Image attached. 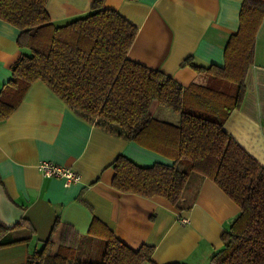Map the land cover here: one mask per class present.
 <instances>
[{"label": "crops", "instance_id": "obj_1", "mask_svg": "<svg viewBox=\"0 0 264 264\" xmlns=\"http://www.w3.org/2000/svg\"><path fill=\"white\" fill-rule=\"evenodd\" d=\"M243 2L105 0L104 6L137 28L128 58L160 69L187 87L206 84L210 78L207 71L183 64L185 59L200 67L224 66L230 37L240 27ZM92 4L93 0H48L46 11L53 23L63 24L90 12ZM18 35L15 25L0 18V90L22 52ZM152 114L171 123L180 119L156 104ZM223 127L264 166V19L244 76L241 104ZM120 154L140 165L173 162L95 126L44 82L31 83L18 106L0 121V183L24 209L20 222L6 234L26 238L0 247V264H26L50 236L57 244L63 228L90 236L91 245H99V257L102 235L110 231L132 248L152 246L151 261L144 264H213L211 258L222 248V234L239 214V206L215 181L196 173L190 175L177 205L158 195L120 191L112 186V163ZM43 160L71 167L80 179L66 186L64 178L43 175L38 169Z\"/></svg>", "mask_w": 264, "mask_h": 264}, {"label": "trees", "instance_id": "obj_2", "mask_svg": "<svg viewBox=\"0 0 264 264\" xmlns=\"http://www.w3.org/2000/svg\"><path fill=\"white\" fill-rule=\"evenodd\" d=\"M104 1L93 0L90 12L55 24L46 11L48 0H0V18L19 29L17 44L22 50L10 67L12 77L0 90V121L18 106L31 83L44 82L95 126L173 161L140 165L120 154L112 163L113 187L162 196L177 205L191 174L211 178L240 208L223 232V246L212 256V263L264 264V166L223 127L242 101L244 76L264 19V1L244 0L240 27L230 37L223 67H200L190 58L183 61L207 71L210 78L206 84L187 87L160 69L128 58L137 28L117 11L106 8ZM155 104L178 113L179 122L154 116L151 109ZM9 229L0 221V247L26 239H13L6 234ZM102 236L104 249L99 262L77 256L90 236L63 228L57 244L50 236L30 254L26 264L151 261L152 246L132 248L110 231Z\"/></svg>", "mask_w": 264, "mask_h": 264}, {"label": "water", "instance_id": "obj_3", "mask_svg": "<svg viewBox=\"0 0 264 264\" xmlns=\"http://www.w3.org/2000/svg\"><path fill=\"white\" fill-rule=\"evenodd\" d=\"M23 212L24 209L7 196L3 185L0 183V221L11 228L20 222Z\"/></svg>", "mask_w": 264, "mask_h": 264}, {"label": "built area", "instance_id": "obj_4", "mask_svg": "<svg viewBox=\"0 0 264 264\" xmlns=\"http://www.w3.org/2000/svg\"><path fill=\"white\" fill-rule=\"evenodd\" d=\"M38 169L45 176L64 178L66 186L80 179V175L71 167L58 165L49 160L41 161L38 164Z\"/></svg>", "mask_w": 264, "mask_h": 264}, {"label": "rangeland", "instance_id": "obj_5", "mask_svg": "<svg viewBox=\"0 0 264 264\" xmlns=\"http://www.w3.org/2000/svg\"><path fill=\"white\" fill-rule=\"evenodd\" d=\"M159 107L167 109L173 115L179 116L178 113L173 112L170 108H168L166 106L159 105ZM151 111H152V109H151ZM158 117H159V115H158ZM96 241H102L103 242V240H99V239H97ZM39 249H40V247H38V250ZM103 249H104V245L102 246V249H101V253H100L101 255H102ZM77 251H78V255H77L78 257L83 256L84 259L89 261V262H99L101 259V257L98 256V251H100L99 245L98 244H92L91 245L90 241L84 240Z\"/></svg>", "mask_w": 264, "mask_h": 264}]
</instances>
